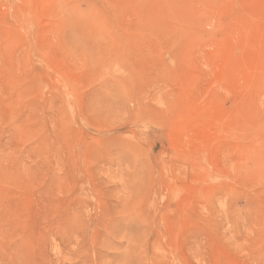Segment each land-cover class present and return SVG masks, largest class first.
<instances>
[{"label": "rangeland", "instance_id": "obj_1", "mask_svg": "<svg viewBox=\"0 0 264 264\" xmlns=\"http://www.w3.org/2000/svg\"><path fill=\"white\" fill-rule=\"evenodd\" d=\"M0 264H264V0H0Z\"/></svg>", "mask_w": 264, "mask_h": 264}]
</instances>
